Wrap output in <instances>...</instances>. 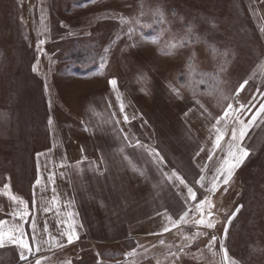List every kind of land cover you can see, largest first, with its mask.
Instances as JSON below:
<instances>
[{
	"label": "rangeland",
	"instance_id": "374dc122",
	"mask_svg": "<svg viewBox=\"0 0 264 264\" xmlns=\"http://www.w3.org/2000/svg\"><path fill=\"white\" fill-rule=\"evenodd\" d=\"M262 29V0H0V231L36 238L24 261L6 235L0 264H264V115L213 149L229 104H264Z\"/></svg>",
	"mask_w": 264,
	"mask_h": 264
},
{
	"label": "snow or ice",
	"instance_id": "6c2138e0",
	"mask_svg": "<svg viewBox=\"0 0 264 264\" xmlns=\"http://www.w3.org/2000/svg\"><path fill=\"white\" fill-rule=\"evenodd\" d=\"M264 2V0H262ZM264 31V29H262ZM39 44H43L44 41L40 40L38 42ZM35 71V67L33 69ZM109 85L111 86H116L117 85V80L116 79H110L108 81ZM248 84V80H244L243 83L240 84L239 88L236 90V95L238 96L241 91L244 90L245 86ZM121 111H123V107H121ZM250 111V107H246L245 105H240L239 107L234 106L233 104H229L228 108L225 110L223 115L217 118L216 124L213 126L214 128H217V136L215 138V142L213 144V149L219 147L221 140L223 139V135L219 134L220 129L219 125L224 122L225 120L231 119L233 121V129H232V137L231 140L233 144H235L236 141H243V139L247 136L249 129L254 126L255 121L257 119V116L259 115H264V104L260 105L259 111L252 115L251 119L248 120L246 123L241 119V116H243L246 112ZM187 115V113L185 114ZM125 122H129L128 117L125 115L124 117ZM51 123V121H49ZM235 125H240L239 128L235 127ZM138 146H140L138 144ZM203 151V149H201ZM155 155H159V153H154ZM41 153H37V157H39ZM197 156H199V152L196 153ZM250 153L248 152L247 149L243 148L242 146H237V151L235 153H229L228 157H225L223 163L221 164V167L217 169V174L213 178V182L211 184V187L208 188V191L210 193H214L219 186L223 185L226 186L230 183L231 177L233 175V170L237 167V165L240 163V160L242 158H246ZM213 156L210 153L209 155V160H212ZM203 172V169H201ZM174 178V179H173ZM49 179L54 183V174H50ZM168 180L172 181L175 183L176 181L179 182L180 185H184L187 187L188 191V198H190L192 201L197 200V194L193 191L191 187L187 186L186 179L184 176L178 174L176 171L172 173L171 176L168 177ZM205 181V176L201 175L199 180H197V183L200 184L201 187H204V182ZM36 183H39V180L37 179ZM9 187V186H5ZM185 203H187V199L185 200ZM205 205H207V219L205 218V213H204V208ZM197 209L201 211V219L197 221V225H204L208 228L213 227V223L211 220V217L214 215L212 212V204L210 198L206 197L204 200L200 201L196 205ZM29 215V213L25 212L22 213L20 216V219H24L25 216ZM235 215V214H234ZM188 216V211H184L182 215H180L179 220H173L171 217H169V225H165L163 228V232H168L171 230V228L177 227L178 224L186 223V217ZM233 217H230L229 219L231 220ZM5 221L0 220V225H3ZM35 231V229H34ZM7 235L8 240L11 242L13 247L19 248L20 249V259L27 261L28 256H25L24 253H28L29 256L32 254V245L33 243H36V238L35 236L30 237L28 240H25V233L20 231L18 232V235L16 234H5L4 232L0 231V247L5 246V236ZM63 235V233L61 234ZM73 236H75L76 239H79L78 233H76L73 230H70L69 233L66 236V240L68 244H71L74 242ZM55 240V238H53ZM216 240V237H212V240L209 242V245H212ZM163 243V241H161ZM64 245L61 244L59 241H55L54 244H50V249L52 247H63ZM223 250V249H222ZM37 252L40 251V247H37L36 249ZM182 251V249H181ZM126 258L130 254H125ZM36 264H41V260L37 259ZM99 264V262H98ZM223 264H232L231 258L227 255V252L224 251V260Z\"/></svg>",
	"mask_w": 264,
	"mask_h": 264
}]
</instances>
